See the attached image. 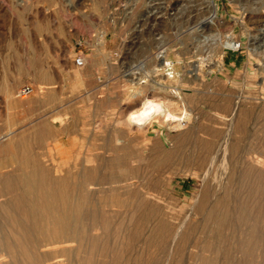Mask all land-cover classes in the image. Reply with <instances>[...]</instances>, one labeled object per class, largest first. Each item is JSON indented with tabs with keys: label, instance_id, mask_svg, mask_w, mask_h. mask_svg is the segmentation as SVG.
I'll return each instance as SVG.
<instances>
[{
	"label": "rangeland",
	"instance_id": "1",
	"mask_svg": "<svg viewBox=\"0 0 264 264\" xmlns=\"http://www.w3.org/2000/svg\"><path fill=\"white\" fill-rule=\"evenodd\" d=\"M210 1L0 0V264H264V0Z\"/></svg>",
	"mask_w": 264,
	"mask_h": 264
},
{
	"label": "bare ground",
	"instance_id": "2",
	"mask_svg": "<svg viewBox=\"0 0 264 264\" xmlns=\"http://www.w3.org/2000/svg\"><path fill=\"white\" fill-rule=\"evenodd\" d=\"M176 1V0H175ZM185 1V0H184ZM190 1V0H189ZM213 1V0H212ZM182 2V1H181ZM205 2L207 3V5L210 8V6L213 4L210 0L207 1L205 0ZM164 4V3H163ZM183 4V2L181 3ZM174 5V4H173ZM204 6V7H205ZM177 8V7H176ZM182 8V7H181ZM208 8V10H209ZM179 10V9H178ZM177 10V11H178ZM216 10V8H215ZM176 11V10H175ZM183 11V10H182ZM149 13V12H148ZM147 13V14H148ZM178 13V12H176ZM196 13V12H195ZM154 14V13H153ZM143 15V14H142ZM173 15V14H172ZM178 15V14H177ZM156 16V15H155ZM185 15H183L184 17ZM188 16V14L186 15ZM175 17V16H172ZM178 17V16H176ZM182 17V16H180ZM182 17V18H183ZM218 19V15H217V11L213 12L212 15H208V17L205 18V22L210 23L212 22L214 19ZM216 19V20H217ZM154 20V19H153ZM177 20V19H176ZM215 20V21H216ZM219 20V19H218ZM179 19L176 21L178 22ZM186 21V20H185ZM180 22V21H179ZM183 22V21H182ZM221 22V21H220ZM179 24V23H178ZM182 24V23H181ZM180 24V25H181ZM196 25V24H195ZM205 25V24H204ZM204 27V26H203ZM202 36V35H201ZM231 36V35H229ZM233 37V36H232ZM229 38V37H228ZM227 38V39H228ZM201 39V38H200ZM234 39V37H233ZM233 39L230 38V40H228L226 42V45H222V47H232L235 45L236 42L233 41ZM261 39V38H260ZM259 39V40H260ZM235 40V39H234ZM263 40V39H262ZM223 44V42H222ZM262 47V46H261ZM256 48H258L256 46ZM257 51V50H256ZM191 52V51H190ZM263 54V52L261 53ZM161 60V59H160ZM200 63V62H199ZM202 68V65L197 64L195 65V69L196 70H200ZM258 72V71H257ZM175 92V91H174ZM175 94V93H174ZM182 96L179 95V98H181ZM169 99V98H168ZM239 102V101H237ZM179 101L176 100H171V98L169 100H157L156 98H152V97H146L142 102H141V107L134 112L130 117H131V121H133L136 125H138L139 127H143L144 125H146L148 122L151 121V119L155 118V117H164L166 121H168V123L172 124L173 127H181L183 125V121H186L188 119H190V113L186 110L183 109L181 111H173L171 108L174 105H178ZM238 106V104L236 105ZM237 107H235L236 109ZM236 111V110H235ZM237 115V112H236ZM228 136H229V132H226L225 136H224V140L223 142H221V144H219L218 146V151L220 150L223 155L226 154L227 152V141H228ZM216 157V155H215ZM212 159V158H211ZM216 159V158H215ZM215 161V160H212ZM33 173L27 172V173H23L22 175V179L25 182V186L26 189L23 192V198L24 199H42V201L45 204V208L44 211L47 213H50L51 209L53 208V204L55 203L53 199H59V194L57 192V190L55 189L54 191H48L45 189V183H44V177L40 176L39 173V168H35L32 171ZM235 172V171H232ZM228 173V172H227ZM233 173H231V177ZM225 176V175H224ZM249 184V183H248ZM58 184H55V187L57 188ZM244 186V185H243ZM256 186V187H255ZM245 189V188H244ZM247 194L245 195H250L251 193H255V192H264V183H260V181L257 182L256 185H248L247 188ZM246 190H243L246 192ZM253 193V194H254ZM243 194V196H244ZM245 198V197H244ZM251 198V197H249ZM248 197L246 199H249ZM38 202V201H37ZM37 202L34 200L32 201V206L36 208L37 206ZM51 225L53 227H64L65 226V222L62 219H58L54 216H52V220H51ZM52 227V228H53ZM39 228V232L42 236H49L51 233V230L46 228L44 225L39 224L38 225Z\"/></svg>",
	"mask_w": 264,
	"mask_h": 264
},
{
	"label": "built area",
	"instance_id": "3",
	"mask_svg": "<svg viewBox=\"0 0 264 264\" xmlns=\"http://www.w3.org/2000/svg\"><path fill=\"white\" fill-rule=\"evenodd\" d=\"M76 63L79 65V66H82L85 64V58L83 57L82 54H79L76 56ZM34 90L33 86L27 84V85H23L22 87L19 88L18 90V94L20 96H26L27 94H30L32 93Z\"/></svg>",
	"mask_w": 264,
	"mask_h": 264
}]
</instances>
